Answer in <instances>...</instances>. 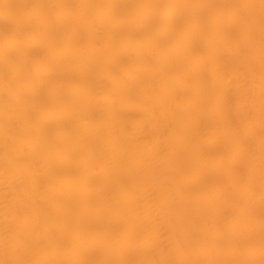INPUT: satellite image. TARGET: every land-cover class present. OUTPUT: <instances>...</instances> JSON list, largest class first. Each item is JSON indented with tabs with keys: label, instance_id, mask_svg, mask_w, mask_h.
<instances>
[{
	"label": "bare ground",
	"instance_id": "6f19581e",
	"mask_svg": "<svg viewBox=\"0 0 264 264\" xmlns=\"http://www.w3.org/2000/svg\"><path fill=\"white\" fill-rule=\"evenodd\" d=\"M0 264H264V0H0Z\"/></svg>",
	"mask_w": 264,
	"mask_h": 264
}]
</instances>
